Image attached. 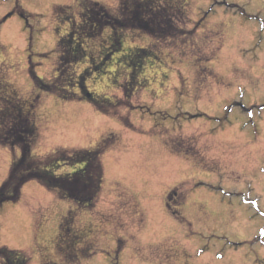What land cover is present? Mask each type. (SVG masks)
I'll use <instances>...</instances> for the list:
<instances>
[{
  "label": "rangeland",
  "instance_id": "obj_1",
  "mask_svg": "<svg viewBox=\"0 0 264 264\" xmlns=\"http://www.w3.org/2000/svg\"><path fill=\"white\" fill-rule=\"evenodd\" d=\"M185 2L161 18L144 13L150 29L128 31L106 73L86 76L99 111L40 94L30 73L55 76L70 28L58 13L80 23L76 0H0V121L16 112L35 121L39 156L104 139L108 147L95 207L76 216L75 258L63 263L56 247L75 204L35 180L0 207V247L26 252L30 264H264V0ZM95 42L99 62L109 45ZM142 48L150 54L134 68ZM84 62L67 80L75 83ZM19 156L0 144V186ZM174 191L181 216L168 210Z\"/></svg>",
  "mask_w": 264,
  "mask_h": 264
},
{
  "label": "trees",
  "instance_id": "obj_2",
  "mask_svg": "<svg viewBox=\"0 0 264 264\" xmlns=\"http://www.w3.org/2000/svg\"><path fill=\"white\" fill-rule=\"evenodd\" d=\"M117 1L118 6L113 10L98 1L76 0L81 9V21L77 24L66 18V11L58 13L59 17H64L69 21L70 30L58 41L55 51L57 54L55 76L49 79L40 78L34 69L30 72L35 88L40 94H52L68 102L88 101L97 110H103V105L99 103L101 97L89 91L86 76L90 73L104 72L108 63L106 60L111 55L122 52L123 38L128 31L150 29L155 20L152 18V23H146L144 13H150L152 16L158 14L154 17L156 19L161 18L158 16H162L161 11L167 10L168 6L186 8L187 5L185 0ZM66 9L71 10L72 8L67 7ZM19 13L22 17L27 16L22 8H19ZM11 15L9 14L8 17ZM95 41L107 42L109 45L107 48H102L108 51L100 49L102 59L99 62L91 47L96 43ZM148 54H150L149 50L140 49L139 53L134 55L135 63L131 62L132 66L139 68L143 60L147 59ZM83 61L89 65L78 74L76 84L72 82L74 77L67 80L66 75H69L70 69ZM8 120L13 124L4 134L3 130L9 123ZM24 120L22 113L20 116L14 113L7 120L3 118L2 122L0 121V144L12 149L18 147L21 152L20 157L13 160L9 174L0 186V207L7 201H18L24 185L32 180L56 192L60 199L72 201L75 204L74 208L62 218L56 243L57 252L64 263L71 259V256L75 258L78 255L74 249L80 238L75 229L76 216L82 208L95 207L105 175L102 157L108 147L105 146L104 141L106 140L102 139L103 141L93 148L61 147L39 156L32 152V144L38 137L36 123L34 121L29 125L28 121ZM63 165L76 166V168L71 173L58 174L57 171ZM30 261L31 257L24 251L13 250L6 246L0 247V264H30Z\"/></svg>",
  "mask_w": 264,
  "mask_h": 264
},
{
  "label": "flooded vegetation",
  "instance_id": "obj_3",
  "mask_svg": "<svg viewBox=\"0 0 264 264\" xmlns=\"http://www.w3.org/2000/svg\"><path fill=\"white\" fill-rule=\"evenodd\" d=\"M181 196H182V195H180V194L178 193V191H174V192H173V196H171V198L169 197V200H171V201L168 202V205H169V207H170V211H173V210H174V212H176V213H175L176 216H177V215L181 216V215L179 214V212H178V211H179L178 208H181L180 205H183V204H184L183 200H180V199H182ZM172 197H173L174 199H176L175 202H172ZM184 199H186V197H185ZM184 201H185V200H184ZM171 209H172V210H171Z\"/></svg>",
  "mask_w": 264,
  "mask_h": 264
}]
</instances>
